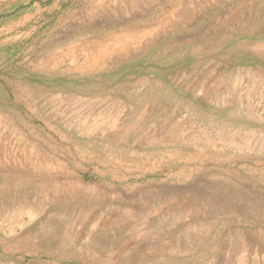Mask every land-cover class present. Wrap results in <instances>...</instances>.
Returning a JSON list of instances; mask_svg holds the SVG:
<instances>
[{
  "label": "rangeland",
  "instance_id": "obj_1",
  "mask_svg": "<svg viewBox=\"0 0 264 264\" xmlns=\"http://www.w3.org/2000/svg\"><path fill=\"white\" fill-rule=\"evenodd\" d=\"M0 264H264V0H0Z\"/></svg>",
  "mask_w": 264,
  "mask_h": 264
},
{
  "label": "bare ground",
  "instance_id": "obj_2",
  "mask_svg": "<svg viewBox=\"0 0 264 264\" xmlns=\"http://www.w3.org/2000/svg\"><path fill=\"white\" fill-rule=\"evenodd\" d=\"M120 50H121V49H120ZM118 51H119V50H118ZM220 138H221V137H220ZM220 138H219V139H220Z\"/></svg>",
  "mask_w": 264,
  "mask_h": 264
}]
</instances>
